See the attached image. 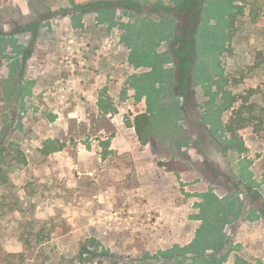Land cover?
I'll list each match as a JSON object with an SVG mask.
<instances>
[{
	"label": "rangeland",
	"instance_id": "rangeland-1",
	"mask_svg": "<svg viewBox=\"0 0 264 264\" xmlns=\"http://www.w3.org/2000/svg\"><path fill=\"white\" fill-rule=\"evenodd\" d=\"M182 3L0 0V264H264V0Z\"/></svg>",
	"mask_w": 264,
	"mask_h": 264
},
{
	"label": "trees",
	"instance_id": "trees-1",
	"mask_svg": "<svg viewBox=\"0 0 264 264\" xmlns=\"http://www.w3.org/2000/svg\"><path fill=\"white\" fill-rule=\"evenodd\" d=\"M192 0H183V3L181 4L182 6L179 8L180 11L182 12H186V8L187 6L190 4ZM240 1H245V0H240ZM208 9V7H206V10ZM205 11V8H204ZM146 51V50H145ZM144 59V56H142V59ZM154 74H159L157 70L154 71ZM245 122L247 121V119H243ZM149 121V116L146 113H140L138 115H136L134 117V123L133 126L136 130L137 135L139 136L140 140L142 142L145 143V141L142 139V131L144 130L145 126L147 125ZM225 129L227 131H230V141H232L233 143H235L236 139L235 136L236 134L232 132V128L230 124H227L225 126ZM237 146V144H236ZM61 146H54L52 144V141H46L44 143V148H43V152L44 153H50L56 150H59ZM203 242H205V240H202ZM222 242H221V234H217V238H215L214 243L209 245V248L211 250H218L219 247H221ZM204 247V248H203ZM202 248H197L194 243H189L184 247H176V249H173L172 251L169 252V254L171 255L170 257H168L169 259H175V260H181V262L183 264H192V262H194V259H199L201 261V264H206V262L208 263L209 261H213L215 259L211 258L210 256H208L207 254H205V246H203ZM208 247V246H207ZM83 252H87L86 248H83L79 251V255L81 256L83 254ZM186 253H194L193 256L190 257V260H192V262L190 263H185L184 260L186 259V257L184 256ZM12 256H17L20 258V261L24 260V252H18V253H13L11 254ZM23 263V262H21Z\"/></svg>",
	"mask_w": 264,
	"mask_h": 264
}]
</instances>
